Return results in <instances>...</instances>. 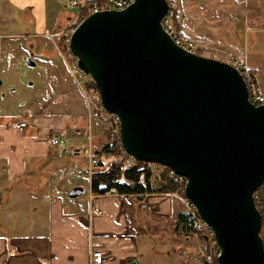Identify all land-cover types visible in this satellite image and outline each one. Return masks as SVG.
Instances as JSON below:
<instances>
[{"label": "water", "instance_id": "95a60500", "mask_svg": "<svg viewBox=\"0 0 264 264\" xmlns=\"http://www.w3.org/2000/svg\"><path fill=\"white\" fill-rule=\"evenodd\" d=\"M168 11L167 0H134L91 14L69 49L102 108L119 117L124 152L187 179L185 196L214 230L219 264H264L254 199L264 183V106L249 101L233 66L178 46L162 26Z\"/></svg>", "mask_w": 264, "mask_h": 264}, {"label": "rangeland", "instance_id": "374dc122", "mask_svg": "<svg viewBox=\"0 0 264 264\" xmlns=\"http://www.w3.org/2000/svg\"><path fill=\"white\" fill-rule=\"evenodd\" d=\"M167 1L174 7L178 29L195 44L197 55L220 61H226L228 54L247 55L233 51L231 44L234 41L237 45L243 44L245 40L252 39L257 30L264 29V0ZM69 26L17 40H0V126L19 125L21 129L28 128L27 134L37 135L40 143H44L42 138L46 133L54 132L52 129L57 124L67 127L66 135L71 138H74V126L90 127L92 150L100 153L108 140L118 141L120 136L115 131L112 119L104 116L101 103L96 100L94 94L97 86L94 81L91 77H85L84 81L79 82L72 71L77 58L69 49L72 34ZM1 33L14 32L3 29ZM262 36L264 34L256 35ZM27 58L37 66L27 65ZM101 158L105 163L113 159ZM82 164L87 165L84 162ZM41 180L44 181V178ZM68 182L74 188L87 191L86 194L67 199L68 210L72 213L86 211L90 178L87 175H72L70 169ZM33 187L27 186L29 191L38 188L43 190L41 186ZM174 189L172 194L176 197L172 198V214L159 221L145 200L136 203L129 199L130 203H127L124 214L140 252L138 263L216 264L212 256L214 252L212 255L207 252L201 235L186 237L176 231L177 211H187L188 206L185 192L178 190L175 184ZM10 196V191H0L1 200ZM1 202L0 211L3 207ZM78 204L82 205L80 209ZM261 211L264 213V205ZM6 225L4 221L0 224L2 234L7 230ZM202 236L208 241L206 235ZM82 244L77 247V251L83 253L82 261L79 262L81 264L86 258V247Z\"/></svg>", "mask_w": 264, "mask_h": 264}, {"label": "crops", "instance_id": "0c3cea01", "mask_svg": "<svg viewBox=\"0 0 264 264\" xmlns=\"http://www.w3.org/2000/svg\"><path fill=\"white\" fill-rule=\"evenodd\" d=\"M69 1L0 0V40H17L69 26L77 13ZM3 29L14 33L4 36ZM260 33L264 34L263 28L255 34ZM256 35L243 44L234 41L231 48L247 54L248 65L264 91V36ZM66 128L57 124L52 131L66 135ZM24 129L19 125L0 126V191L11 194L8 199H0L3 205L0 224L3 221L7 224L5 233L0 232V264H81L83 253L77 247L82 243L86 247L82 264H91L92 252L98 248L105 255L103 264H139L140 252L124 214L129 199L136 203L145 200L159 221L172 214V198L176 195L167 192L142 198L118 194L95 196L89 189L88 209L72 213L67 199L70 200V192L75 188L68 182V171L86 168L82 163L87 160L62 155L40 143L37 135L27 134L28 128ZM33 185L43 190L29 191L27 186ZM182 212L188 210H178L177 216Z\"/></svg>", "mask_w": 264, "mask_h": 264}, {"label": "built area", "instance_id": "2783aa9c", "mask_svg": "<svg viewBox=\"0 0 264 264\" xmlns=\"http://www.w3.org/2000/svg\"><path fill=\"white\" fill-rule=\"evenodd\" d=\"M133 3L134 0H104L103 2H95L90 0H70V7L77 11L74 19L71 21L69 26L71 29V33H73L74 30L81 24V22L91 14L112 10L123 11L130 7ZM162 26L166 33L174 40V42L178 46L191 53H196L197 47L195 46V44L188 36L184 35L176 25L173 5L169 4V11L162 20ZM224 62L233 66L243 77L247 87L249 101L254 106H264V91L260 86V81L257 74L248 65L247 55L228 54V57ZM72 71L79 82L84 81L85 77H91L85 74L79 68L77 62L72 66ZM91 80L94 81L92 77ZM94 95L96 96V100L101 103L98 89L96 90ZM101 110L105 114V117L112 119V123L114 124V126H116L115 131L118 136H120L119 117L107 113L103 108H101ZM74 127L75 130L72 132L74 138L68 137L67 135H59L54 132H48L44 135L42 141H44V143L48 146L59 150L62 155H71L76 159H86L88 163L86 173L82 169H72L71 173L72 175H76L77 177L87 175L91 180L94 170L101 163V155L92 150L91 128H79L77 126ZM73 139L75 141H73ZM137 162L138 161L129 156L128 164L131 168H134L137 165ZM141 170V179L145 181L147 180V183L152 188L162 190L168 187L169 184L173 183L178 187V190L185 192L187 179L183 176L177 175L171 168L157 163H144ZM263 196L264 183L254 193L255 204L258 210H262L263 208ZM186 205L188 206V211L196 219L202 233L208 238V241L212 245H217L214 230L205 221L202 220L195 205L188 199L186 201ZM195 236L198 235L196 234ZM104 260L105 255L102 249H97L92 252L91 264H103Z\"/></svg>", "mask_w": 264, "mask_h": 264}, {"label": "trees", "instance_id": "16d2710c", "mask_svg": "<svg viewBox=\"0 0 264 264\" xmlns=\"http://www.w3.org/2000/svg\"><path fill=\"white\" fill-rule=\"evenodd\" d=\"M95 2H103L104 0H90ZM109 134V133H108ZM99 153V152H97ZM103 157H112L113 159L108 163H105L101 158L100 165L94 170L90 189L91 193L95 196H102L108 194L118 195H136L139 198L147 194L167 193L174 192V184L171 183L165 189L159 190L152 188L147 180L141 179L143 162H137L134 168H131L128 164L129 156L124 152L121 142L118 139L107 141L102 151L99 153ZM85 173L87 167L83 168ZM173 184V185H172ZM264 199V196H263ZM262 214V225L260 235L264 242V213L259 209ZM176 231L183 234L186 237L192 235H201L204 247L207 252L212 255L216 264H219L218 256L220 250L217 245H212L206 240L201 229L198 226L196 219L188 212H182L177 216V228Z\"/></svg>", "mask_w": 264, "mask_h": 264}]
</instances>
